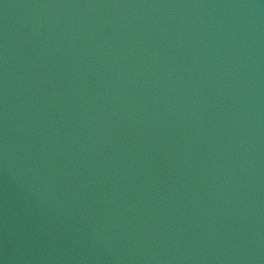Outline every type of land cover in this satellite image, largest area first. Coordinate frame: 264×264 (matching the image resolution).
<instances>
[{
  "label": "water",
  "instance_id": "95a60500",
  "mask_svg": "<svg viewBox=\"0 0 264 264\" xmlns=\"http://www.w3.org/2000/svg\"><path fill=\"white\" fill-rule=\"evenodd\" d=\"M0 264H264L238 0H0Z\"/></svg>",
  "mask_w": 264,
  "mask_h": 264
}]
</instances>
